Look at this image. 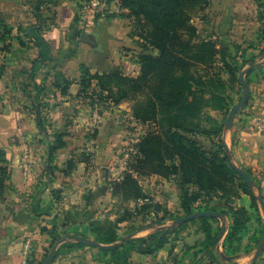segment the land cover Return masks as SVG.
I'll return each mask as SVG.
<instances>
[{
    "label": "crops",
    "instance_id": "1",
    "mask_svg": "<svg viewBox=\"0 0 264 264\" xmlns=\"http://www.w3.org/2000/svg\"><path fill=\"white\" fill-rule=\"evenodd\" d=\"M83 1L85 0H43L40 9L35 10L36 0H0V21L10 29L5 40L0 41V150L4 151L10 170L0 188V264H33L32 261L39 255L41 241L47 236V233L41 231V227L49 226L51 221L56 223L59 216L65 219L70 217L67 205L63 215L58 209L53 211L54 207L60 206V187L65 186L70 195L71 208H74L73 202L81 204L74 201V198H84L83 176L74 185L77 175L72 171L67 173L62 170L59 174H51L49 171L51 162L55 160V153L50 161L49 142L44 144L39 141L42 139L41 135L49 132L45 130L49 123L43 122L44 130L41 129L37 124V115L44 120L50 118L53 127L55 121L63 115L83 109L84 98L78 95L80 65L87 67L92 73L111 70H120L132 76L139 73L138 38L131 36L130 20L114 16L85 21L79 9ZM77 29L90 34L93 43L81 41L75 34ZM37 37L43 42V50L37 44ZM42 53L46 54L44 59L41 57ZM258 63L259 92L254 101V114L245 117V128L239 126L242 119L235 118L231 128L224 132L223 138L231 150L234 163L249 171V174L246 173L253 183L254 179L260 181L264 195V53ZM57 74L59 78L56 77ZM64 79L69 83L62 92ZM35 106L38 107L37 112ZM111 108H114L112 116L118 113L119 119L122 114L129 115L130 105L127 102ZM109 113L107 122L99 127V131L96 130L95 138L98 148H105L104 157L108 161L113 157L111 149L120 146L118 144L114 147L113 142L117 141L120 130L115 125L110 127L112 121ZM252 120H259L262 128L254 129L251 126ZM234 131L236 138L232 144ZM66 148L67 143L62 149ZM43 155L47 159L42 158ZM95 158L101 161L99 156ZM77 166L84 168V162H79ZM59 178L66 181L63 186L56 185L55 181ZM254 191L257 195V190ZM78 192L81 194L73 197ZM227 204L233 208L243 207L249 214L245 227L238 233L240 241L237 253L225 255L220 251L226 246L224 238L231 224L230 217L222 215L224 219L217 218L214 224L210 221L212 234L219 232L218 241L214 248L209 249L210 252L203 250L200 244L204 234L198 230L199 223L189 225L190 222L187 221L181 227L180 234L185 242L194 235L193 240H198L199 246L190 249L192 254L187 262L172 261V257L166 252L163 257L161 255L166 258V263L264 264V248L254 258L264 224L259 204L257 212L250 208V198L243 192H239L236 197L232 196ZM71 208L69 209L73 211ZM82 214L83 212L80 215ZM190 231L193 234H188ZM222 255L236 257L227 259ZM161 257L157 255L153 259ZM126 264L140 262L136 256L131 255Z\"/></svg>",
    "mask_w": 264,
    "mask_h": 264
},
{
    "label": "trees",
    "instance_id": "2",
    "mask_svg": "<svg viewBox=\"0 0 264 264\" xmlns=\"http://www.w3.org/2000/svg\"><path fill=\"white\" fill-rule=\"evenodd\" d=\"M208 0H117L119 8L123 11L107 14L106 18L114 16L126 17L132 25L131 36H137L139 51L137 61L139 63V73L136 76L124 74L120 70H111L105 72H90V70L80 65L79 91L84 99L94 100L97 97L103 104L119 105L125 101H132L131 116L146 126H156L148 129L136 143V155L132 170L140 174L139 166L148 160H154L165 172L157 169L152 174H164L180 172L181 185L191 183L196 191L187 193L184 189L180 196V206L184 215H189L197 211L216 210L210 208H193L192 202L201 201L208 194L216 193V190H222L225 211H220L222 215H227L231 219V224L225 235L227 254H235L239 250L238 243L240 237L238 233L245 227L249 219L248 211L243 207L233 208L227 202L231 197H236L239 192L247 194L250 198V208L256 212L259 210L257 198L260 196L264 201V195L261 191L260 181L254 179L253 188L249 187L242 177L231 167L228 155L225 153L224 143L218 140L217 152L211 153L208 157L201 147L188 135L201 131L219 138L222 127L215 126L216 122L212 119L214 126L209 129L201 127L200 119L204 114L203 109L223 110L227 109L225 99L213 81H221L219 75L214 76L211 72L205 70L204 75L190 74L188 65L192 62L202 64L208 68L217 62L219 56L220 64L230 77L235 78V67L229 63V54H226V45L217 43L212 39H200L198 30L192 25L191 20L193 12L200 9ZM43 0H36L35 10H39ZM145 22L146 27L141 22ZM2 26V35L0 41H4L10 29L0 21ZM193 38V41H192ZM198 39L195 41L194 39ZM260 38L264 40V23L260 30ZM37 44L42 47L41 38L37 37ZM219 44V45H218ZM195 49H198L195 51ZM157 52L156 54L154 52ZM193 51L190 55L189 52ZM264 53V48L260 56ZM42 59L46 57L42 53ZM245 61L249 64L246 70V76L253 72V67L259 63ZM239 69L242 70L243 66ZM264 65V64H263ZM56 77H60L59 74ZM61 91L64 92L69 81L63 80ZM59 86V85H58ZM210 88L204 91V88ZM152 90V94H146L142 100L137 99V95ZM250 97V95H249ZM110 102V103H109ZM36 112L38 107H36ZM37 124L44 130L42 116L37 115ZM159 131H154L155 129ZM201 128V129H200ZM167 146L165 153H154L152 145L157 141L162 143L161 135ZM96 136L94 130L91 137ZM66 145L63 133H55L54 140L48 143V158L51 160L54 153ZM158 145V146H159ZM175 159V160H174ZM88 157L79 159H68L65 161L64 171L70 173L77 162H86ZM167 160H174V163L168 165ZM49 171L53 169L50 167ZM249 174V171H246ZM8 176L6 167V158L4 151L0 150V188L5 178ZM238 179L236 190L231 188L235 179ZM121 181L112 183V188L126 181L133 182L135 191L133 199H146L140 189V185L130 173H124ZM232 189V193L228 191ZM226 189V190H224ZM257 190L258 194H255ZM112 195L115 194L111 190ZM231 194V195H230ZM203 195V196H202ZM115 196V195H114ZM207 198V197H206ZM203 202V201H202ZM200 203V202H197ZM130 215L125 212V216L116 218L114 221L94 219L89 222V230L94 235V240L103 245H109L106 248L96 247L100 256L105 259L106 264H126L130 260L134 251L141 253H153L156 249L162 247L167 241L166 234L175 230V226L163 227L149 234L147 237H135L134 232H139L147 227H137L125 236L118 235V223L124 221ZM217 220L211 217H199L190 220V223H199L198 230L202 231L204 238L200 241L203 250L209 251L218 241L219 232L212 234L210 221ZM185 223H182V227ZM52 229H55V223L51 221L49 226L44 225L41 231L52 236ZM76 238V237H75ZM52 239H55L52 236ZM79 242L62 243L60 247L71 250L74 246H83ZM59 247V248H60ZM61 250H57L56 256L60 255ZM176 264V263H173ZM253 264V262L251 263Z\"/></svg>",
    "mask_w": 264,
    "mask_h": 264
},
{
    "label": "rangeland",
    "instance_id": "3",
    "mask_svg": "<svg viewBox=\"0 0 264 264\" xmlns=\"http://www.w3.org/2000/svg\"><path fill=\"white\" fill-rule=\"evenodd\" d=\"M141 23L146 27L145 22L142 21ZM191 23L196 27V30H198L200 39H212L216 40L219 44L224 43L226 45V54L230 55L228 61H230L229 63H231L232 67H235V78L230 79L229 75L224 70H219L222 69L219 56L216 58L218 59L217 62L210 65L208 68L204 67L202 64L191 61V64L188 65L190 74H194L195 76L204 75L205 70H209L208 72H211L212 75H219L221 81L215 80L212 83L216 86L215 90H219L222 97L225 99L227 109H203L204 114H202L200 119L201 127L204 129H209L214 126L213 121H211L212 119L216 122L214 127L220 125L222 131L219 138L213 134L210 135L206 132H201L202 130L194 132L188 135V137L203 149L207 157L211 153L217 152V142L221 139L224 143L225 153L228 155L229 161L234 163L231 157V150H229V146L225 144L223 138L224 132L231 128L232 122L229 128L226 127L225 123L231 107L238 104L243 96L244 86L239 81V74L242 70H247L249 67V64L246 63L244 65V62L251 59V62L256 64L261 58L259 54L264 48V40L260 38V30L264 23V0H208L204 6L193 12ZM194 40L198 41L197 38ZM197 50L198 49H195V51ZM192 53L193 51L189 52L190 55ZM242 65L244 66L239 72ZM256 66L257 65L253 67V72L247 76L245 75L246 73L244 74L243 78L248 85L250 97L248 95L245 105L240 107L232 118V121L235 118H239V120L242 119L239 122V126L242 128H245V117L254 114V101L259 92L257 86L258 68ZM209 89L210 88L205 87L204 91L207 92ZM146 94H152V90H147L145 93L137 95V99H144ZM95 98L97 97L93 99ZM92 102L93 100L83 99L84 105L81 111L77 109L76 112L72 111L67 115H63L58 121H55V126L53 127L51 126L52 120L50 118L44 120L45 124H47V122L49 123L48 129L45 128V130L49 132L41 135L42 139L39 141L45 144L54 140L55 133H63L65 142L67 143V148L56 151L55 160H50L52 161L50 167L54 168L51 174H53V172L59 174L64 170L66 167L65 161L68 159L77 160L82 157H88V160L84 163V168L77 166L79 163L77 162L72 170V172L77 175V178L74 179V185L79 183L80 177H84V198H82V196L78 199L74 198V201H79L81 204L73 202L72 205L74 208H71V197L67 194L65 186L64 188H59L60 194L58 198L61 196V202L59 201L60 206L54 207L53 211H57L58 209L63 215L65 211L64 207L67 205L70 211V217L65 219L63 216H59L55 223V229H52V236H54L55 239H52V236L48 234L42 239L39 255L32 261L33 264H41L55 241L61 238H64L62 243L76 242L75 237H85L95 241L94 235L90 232L88 227L91 220L108 219L109 221H114L116 218L125 216L126 211L129 212L130 215L124 221L118 223L117 232L119 236H125L137 227H147L137 233L134 232L136 234L135 237L140 236L145 238L158 228L177 225L174 231H170L166 234L167 242L153 253L132 252L131 255L136 256L140 264H167L166 258H162L166 252L172 257V261L187 262L188 257L190 259L192 254L190 249L194 246H199V244H197L198 240H193L195 236L191 235L192 237L190 236V240L185 242L183 235L180 234L182 232V228L180 227L182 223L173 225V221L178 217L184 216V211L180 206L182 191L185 189L187 193H192L196 191L195 187L191 183L183 187L181 185L180 172L169 173L168 175L152 174L151 172L155 169L160 172H165L163 168L157 166L154 160L141 163L139 166L140 174L134 172L131 165L134 163V156L137 152L136 143L148 129L155 128L156 126H146L131 116L132 101H125L130 105L129 115L123 116V114H120V119L118 118V113L112 116L114 108L111 107L114 105L102 104L99 101L98 105L100 107L97 115L100 116V118L94 121V105ZM108 113L111 114L112 125H110V127L112 128L115 125L118 130H120L117 134V141L113 142L115 145L114 147H117L118 144L120 146L111 149L113 157L110 161L105 160V148H98L95 139L96 136L94 138L91 137L94 130L99 131V127L107 122L106 118L108 117ZM256 121L252 120L253 123L251 126L254 127V129ZM55 129L57 130L56 132H54ZM154 131H159V129L157 128ZM160 135L162 143L159 145L157 141L152 145L155 154H157V150L160 154V152L165 153L167 149L163 141L164 137L162 134ZM235 138L236 132L234 131L232 144H234ZM129 147L133 148V150L126 155ZM96 156H99L101 161L95 158ZM43 157L47 159L46 156L43 155L42 158ZM174 160H167L166 163L171 165L174 163ZM6 167L7 173H9L10 170H8L9 166L7 163ZM124 173H130L135 178L146 199L137 200L132 198L135 185L130 181H126L112 188L111 184L121 181L120 178ZM238 181L239 180L236 178L231 188L233 187V189L236 190ZM55 183L56 185L63 186L66 181L59 178ZM112 189L115 192V196L111 193ZM228 191L230 192L227 193H232V189L228 188ZM79 193L81 194V192H78L73 197H78ZM222 193L224 192L218 189L216 193H211V195L208 194L206 196L207 198L205 197L202 198L201 201H197L200 203L192 202L190 206L193 208H210L219 213L220 211H225L223 210L226 206L224 204V199L221 198ZM260 210L262 211L261 207ZM82 212L83 214L80 215ZM221 218L224 219L223 217ZM212 223L214 224L215 220H213ZM189 225L192 224L190 223ZM188 234H193V231H190ZM62 243L57 247V250H61L60 256H56V250L49 264H106L104 261L107 257H101L98 249L94 246L84 244L79 247L74 246L71 250H68L64 248V246L60 247ZM183 249H185V252H183ZM220 251L222 254L227 253L224 247ZM180 252L183 253L180 255ZM157 255L159 257L162 255V257L154 260L153 258Z\"/></svg>",
    "mask_w": 264,
    "mask_h": 264
},
{
    "label": "water",
    "instance_id": "4",
    "mask_svg": "<svg viewBox=\"0 0 264 264\" xmlns=\"http://www.w3.org/2000/svg\"><path fill=\"white\" fill-rule=\"evenodd\" d=\"M75 34L77 36H79L81 41L86 42L88 44L93 43L92 36L90 34L86 33L85 31H81V30L77 29L75 31ZM245 73H246V70H242L241 73L239 74V81L244 86L243 96H242V98H241V100H240V102L238 104H235V105H233L231 107V109L229 111V115H228V117L226 119V123H225L227 128L230 127V124L232 122V118H233L234 114L237 112V110L240 107L245 105V103L247 101V98H248V95H249L248 85L244 81V78H243ZM231 167L242 177V179L247 183V185L249 187L253 186V182H252L251 178L249 177V175L246 173L245 170H243L242 168H239L234 163H231ZM258 202H259V205H260V207L262 209L263 216H264V201L262 200V198L260 196H258ZM199 217L221 218L222 214L219 213V212L197 211L195 213H192V214H189V215H184V216L176 218L173 221V225L181 224V223H184V222H187V221H190L192 219L199 218ZM63 241H64V238H61V239L55 241V243L51 247L49 253L44 258V260H43V262L41 264H49L51 262V260L53 259L54 255L56 253L58 245L60 243H62ZM75 241L79 242V243H82V244H85V245H88V246H94V247H99V248L109 247V245H103V244H100V243H98L96 241L90 240V239L85 238V237H76ZM263 248H264V224H263L262 237H261V239H260V241H259V243H258V245L256 247V250H255V253H254V258L259 256V254L261 253ZM222 257L227 258V259H232V258L236 257V255H231V256L222 255Z\"/></svg>",
    "mask_w": 264,
    "mask_h": 264
},
{
    "label": "built area",
    "instance_id": "5",
    "mask_svg": "<svg viewBox=\"0 0 264 264\" xmlns=\"http://www.w3.org/2000/svg\"><path fill=\"white\" fill-rule=\"evenodd\" d=\"M81 11V17L85 21H93L100 17H105L107 14L113 13V12H120L122 9L119 8V5L116 1L113 0H85L80 4L79 7ZM2 35V26L0 25V36ZM94 105V121L99 120L100 116L97 115L98 109H99V101L97 98H95L92 102ZM255 127L257 129L262 128V123L260 121H256ZM128 152L133 150V148H128ZM135 151V150H134ZM26 249L28 248V245L26 243Z\"/></svg>",
    "mask_w": 264,
    "mask_h": 264
}]
</instances>
